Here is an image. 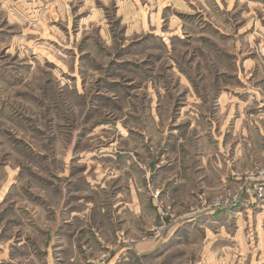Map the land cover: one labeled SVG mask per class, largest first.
Segmentation results:
<instances>
[{"label":"rangeland","instance_id":"1","mask_svg":"<svg viewBox=\"0 0 264 264\" xmlns=\"http://www.w3.org/2000/svg\"><path fill=\"white\" fill-rule=\"evenodd\" d=\"M262 104L264 0H0V264L39 223L67 264H264V202L209 208Z\"/></svg>","mask_w":264,"mask_h":264},{"label":"crops","instance_id":"2","mask_svg":"<svg viewBox=\"0 0 264 264\" xmlns=\"http://www.w3.org/2000/svg\"><path fill=\"white\" fill-rule=\"evenodd\" d=\"M247 105H248V101H246L244 107H246ZM259 115L260 116L258 115L256 116L258 118L257 120H255L256 121L255 122L253 118L254 116H252L251 113L247 112V119L244 122H242L245 125V128L243 129L242 132V136H243L242 142L241 143H239V141L235 142L236 146L235 148L233 147V154L227 159L225 164H222L221 162L219 163L220 166L222 167L220 171H223L222 174L220 175V176L223 175L222 180L224 179L223 177L225 176V174L227 175L228 172H230L231 170L233 169L241 170L243 167H249L250 165H252L253 161L261 158L262 155L261 153L264 152L263 150L264 110H262ZM236 124H234L231 127L233 128V130L236 129ZM191 125H192L191 127H194L195 123H192ZM196 128L200 130L198 125L196 126ZM212 131H208V133L205 132V135L203 136L201 135V133H199L198 136L199 140L200 142L202 141L203 142L202 144L204 145V150L202 152L203 153L202 155H207V153L211 151L214 152V150L216 149L217 142L215 139L212 140V143H210L209 141L204 143V141L206 140L205 138L209 137L208 135L209 133L216 135V132L214 131L212 132ZM230 132H227L228 135L230 134ZM217 138L220 139V136ZM230 141H231V137L226 138L225 146L230 145ZM218 158H220V156H218ZM203 169H205V173L207 177L212 176L211 173L215 170V168L210 164H207V166L204 165ZM58 208L54 207L55 210L53 211V215L55 219L58 217L57 215L59 213H63L64 214L63 216H65L66 220L70 222L72 219H74V217H76L75 214L76 212H72L71 210V213H69V216H67L68 211L66 212L67 209L66 207L64 208V212L61 211L63 210L62 205L61 207ZM38 213L40 212L38 211ZM42 227H46V226L40 223L37 225L38 232L39 233L42 232L43 235L45 234L44 237L45 241L40 243L37 242L35 243L37 246H35L32 237L28 236L27 238H24L26 237L25 235L24 237L19 238L11 248V250L15 251L14 257L13 259L11 260L9 259L8 261H6L7 264H67V259H66L67 255H70L69 254L70 252L72 253L76 252L74 251V249H76V244H74V238H73V235L75 236V234L62 230L53 233L50 229L48 231H45L46 228H42ZM2 249L3 252L6 251L5 248ZM6 253L8 254L9 251H7ZM62 257H64V259ZM26 258H28V260ZM29 259H31L33 262H30ZM112 263L113 262H111V264Z\"/></svg>","mask_w":264,"mask_h":264},{"label":"built area","instance_id":"3","mask_svg":"<svg viewBox=\"0 0 264 264\" xmlns=\"http://www.w3.org/2000/svg\"><path fill=\"white\" fill-rule=\"evenodd\" d=\"M229 190L223 201H215L209 208L224 209L247 202H264V165L248 171L239 190ZM208 208V209H209Z\"/></svg>","mask_w":264,"mask_h":264}]
</instances>
